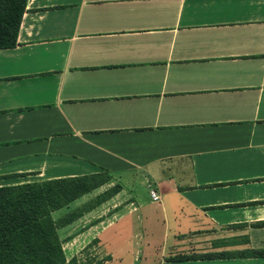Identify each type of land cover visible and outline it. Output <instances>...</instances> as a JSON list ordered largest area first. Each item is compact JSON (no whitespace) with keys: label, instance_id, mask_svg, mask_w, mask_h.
<instances>
[{"label":"crops","instance_id":"1","mask_svg":"<svg viewBox=\"0 0 264 264\" xmlns=\"http://www.w3.org/2000/svg\"><path fill=\"white\" fill-rule=\"evenodd\" d=\"M94 175L67 260L264 264V0H27L0 187Z\"/></svg>","mask_w":264,"mask_h":264},{"label":"trees","instance_id":"2","mask_svg":"<svg viewBox=\"0 0 264 264\" xmlns=\"http://www.w3.org/2000/svg\"><path fill=\"white\" fill-rule=\"evenodd\" d=\"M27 0H0V50L16 47ZM107 182L99 175L0 187V264H108L93 257L67 260L59 230L115 196L118 188L55 220L53 213ZM189 257H183L186 259Z\"/></svg>","mask_w":264,"mask_h":264},{"label":"built area","instance_id":"3","mask_svg":"<svg viewBox=\"0 0 264 264\" xmlns=\"http://www.w3.org/2000/svg\"><path fill=\"white\" fill-rule=\"evenodd\" d=\"M152 198L155 200V201H158L160 198L154 193L152 192Z\"/></svg>","mask_w":264,"mask_h":264},{"label":"rangeland","instance_id":"4","mask_svg":"<svg viewBox=\"0 0 264 264\" xmlns=\"http://www.w3.org/2000/svg\"><path fill=\"white\" fill-rule=\"evenodd\" d=\"M62 216H63V214H61V212H59V213H57V214L55 215L56 218H60V217H62Z\"/></svg>","mask_w":264,"mask_h":264}]
</instances>
